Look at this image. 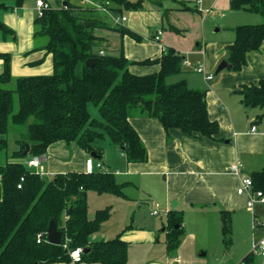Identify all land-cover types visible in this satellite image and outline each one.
Wrapping results in <instances>:
<instances>
[{
  "label": "trees",
  "instance_id": "obj_1",
  "mask_svg": "<svg viewBox=\"0 0 264 264\" xmlns=\"http://www.w3.org/2000/svg\"><path fill=\"white\" fill-rule=\"evenodd\" d=\"M23 2L13 0L8 5L0 0V9H13ZM100 2L120 13L136 9L142 0ZM182 8L195 10L186 3ZM230 8L264 18V0H230ZM34 27L33 36L46 39L40 49L51 54L52 72L13 77L10 54L0 52V151H7L6 136L12 127L16 129L30 117L33 121L27 124V138L15 139L16 149L11 153L14 158L41 157L50 144L64 141L74 142L100 159L103 146L99 140L107 139L119 147L128 162L144 161L145 146L129 122L135 112L158 119L166 132L178 128L192 137L215 139L219 124L209 118L206 90L189 87L185 79L168 82L182 72L183 57L175 49L166 47L155 59L131 61L121 47L114 53L95 29H113L138 38L135 33L121 25L110 26L95 9L69 2L44 9L35 17ZM0 30L4 39L14 38V31L2 22ZM233 30L234 40L226 46V60L232 70L238 71L246 63V54L264 42V22L239 24ZM99 49L104 55L98 53ZM92 58L95 60L89 67L86 61ZM131 64H158L159 70L137 75L129 70ZM236 92L244 107H259L262 113L258 117H264V79L242 85ZM89 104L97 108L99 118L91 116ZM26 147L28 151L24 152ZM249 176L253 190L264 194V169L251 171ZM123 187L114 173L103 169L44 176L23 161H0V264L67 263L71 260L69 250L75 247L83 250L80 261L127 264V242L121 235L130 225L114 238L92 240L91 236L109 218L110 207L97 209L93 218L87 215L89 191L124 196ZM51 219L61 231L59 244L47 240ZM182 223V211L166 213L167 252L179 246L184 233ZM220 228L227 250L232 244L230 211L221 210ZM253 257L249 252L241 263L251 264Z\"/></svg>",
  "mask_w": 264,
  "mask_h": 264
},
{
  "label": "crops",
  "instance_id": "obj_2",
  "mask_svg": "<svg viewBox=\"0 0 264 264\" xmlns=\"http://www.w3.org/2000/svg\"><path fill=\"white\" fill-rule=\"evenodd\" d=\"M4 1L13 4V0ZM44 1L51 7L69 2L95 9L110 26H115L112 16H125L126 20L120 25L138 38L104 28L95 29V34L105 38L114 53L121 47L124 56L131 61L155 59L166 47L175 49L183 57L182 72L169 80L185 79L189 87L205 89L209 118L219 124V132L212 140L192 137L178 128L166 132L158 119L138 112L131 114L129 122L143 142L147 156L141 162H128L117 145L112 148L106 144H103L105 148L100 159L92 156L101 161L103 170L112 172L110 167L113 169L117 182L124 183L125 195L87 193L89 218H93L97 209L107 205L111 208L109 218L91 239L114 238L130 225L121 235L127 242V264H198L197 251L207 253L211 245L222 243L221 210L231 212L234 229L237 226L249 231L250 218L253 226L254 218L246 206V195L238 194L236 190L242 177L264 169V123L258 125L259 114L250 122L249 116L245 118L238 114V108L243 104L236 90L264 79V42L259 49L246 54V63L240 70L225 67L217 71L222 61L227 62L226 46L233 42V29L244 18L238 13L241 10H232L230 0H142L136 9H123L120 13L105 8L100 0H54L55 6H52V0ZM35 2L24 0L13 9H0V22L14 31L13 39H4L0 30V52L10 54L13 77L52 72V56L40 49L43 43L38 49L32 45L34 19L38 15ZM184 3L195 10L183 9ZM249 19L261 22L259 17ZM158 30L161 34L157 41L153 37ZM17 41L22 43L20 47L14 43ZM2 65L0 59V71ZM198 66L203 67L204 74L196 72ZM129 70L146 75L158 71L159 65L131 64ZM208 73L213 76L206 80ZM252 125H255V131H251ZM14 149L8 145L7 151H0V161H24L11 156ZM88 156L91 155L74 142L56 141L41 156L40 169L44 176L83 172ZM234 164L239 167L238 174L230 171ZM91 200L97 203L93 216L89 211ZM138 207L142 209L139 220L135 218ZM155 209L158 214H151ZM171 210L183 212L184 233L176 250L167 252L162 233L166 234V213ZM246 212L250 214L247 222ZM255 257H261V264H264V257L258 255H254L251 264ZM227 263L235 264V258ZM51 264L98 263L71 259L67 263Z\"/></svg>",
  "mask_w": 264,
  "mask_h": 264
},
{
  "label": "rangeland",
  "instance_id": "obj_3",
  "mask_svg": "<svg viewBox=\"0 0 264 264\" xmlns=\"http://www.w3.org/2000/svg\"><path fill=\"white\" fill-rule=\"evenodd\" d=\"M55 1L52 0L51 4L52 6H55ZM239 15H241L244 18H241L238 24H254L256 22H253L252 20H250L249 18L251 16L253 17H259L261 19V22H264V18L261 17L259 14L256 13H252V12H248V11H244L241 10L238 12ZM250 20V21H249ZM260 23V22H258ZM10 39V38H9ZM18 39V38H17ZM46 41L44 36H38L35 38V40L33 41L32 45L33 47H38L40 46L42 43H44ZM16 44V46L20 47L22 45V43H20L19 41L14 42ZM172 80V79H170ZM168 79V82H171ZM9 87H13V84L10 83ZM15 105H17L16 100H15ZM88 111L91 114L92 117H96L99 118V114L97 111V108L92 105L89 104L88 105ZM238 114L241 116H244L246 118V116L249 118L248 122H250V120H252V118H255V116L257 114H261V109L259 107H244L243 105L239 106L238 108ZM33 118L30 117L27 122L23 125H19L18 127L13 128L10 130V132L7 134L6 138L8 139V145L10 149H16V145H15V139H26L27 138V124L32 122ZM264 123V117L261 118V120H258V125ZM99 143L104 146L103 144L107 145H111L110 147H115L113 146L114 144H110L108 143L107 139H100ZM105 148V147H103ZM112 148H107V150H110ZM18 160H23L18 158ZM105 170V169H104ZM110 170L112 172L113 169L110 167ZM117 178H119V176H116ZM91 193V192H90ZM93 195H97V194H93ZM96 201L91 200L90 202V207H89V211L91 216H93V208H96L95 206ZM105 206V205H104ZM108 206V205H107ZM140 209V210H139ZM118 210V209H117ZM139 210V211H137ZM141 208H137L136 212H135V218L137 220L140 212H141ZM110 212H111V208H110ZM254 212L257 214V220L258 221H263L264 222V203H260V202H256V204L254 205ZM137 213V215H136ZM243 215V214H242ZM250 214L246 212V217L245 220L246 222L248 221V216ZM116 217V215L114 214V218ZM157 219H159L157 217ZM242 221V220H241ZM232 244H231V249L227 254H224L225 249L223 248L222 243L219 242V244L217 246L215 245H211V247L208 249L207 253H205L204 250H200L197 251V256L199 257L200 262L198 264H229L227 263L229 260H232V258H235V264H239V261L242 259V257L247 254L249 251H251V247H252V238H254L253 240H257L262 236V230L261 228H257L254 227L252 224V220L250 218V228L249 231L246 228H237V226L232 227ZM165 234L162 233V239H164ZM201 253H204V255H201ZM218 261H217V260ZM261 257H255L254 259V264H261Z\"/></svg>",
  "mask_w": 264,
  "mask_h": 264
},
{
  "label": "built area",
  "instance_id": "obj_4",
  "mask_svg": "<svg viewBox=\"0 0 264 264\" xmlns=\"http://www.w3.org/2000/svg\"><path fill=\"white\" fill-rule=\"evenodd\" d=\"M35 6L37 8L38 15H41L42 11L44 9H48L50 7V5L47 2H45L44 0H36ZM111 19L115 25H120L123 21L126 20V17L125 16H112ZM160 34H161V31L158 30L153 37L154 40L158 41L160 38ZM98 53L100 55H104L103 50H99ZM195 70L198 73L204 74V69L202 66L196 67ZM212 76H213L212 73H208L205 75V79L209 80L212 78ZM255 130H256L255 125H252L251 131H255ZM40 161H41V157L33 156L31 158H26L23 162L25 163V165L27 167L34 169L36 172H38L40 174H44L40 169ZM101 169H103V164L101 163V161L95 159L92 156H88L85 159V167H84L85 172L89 173V172H93V171H97V170H101ZM230 171L238 174L239 173L238 165H236V164L232 165L230 167ZM20 180H23V177H21ZM17 187L20 188L21 184L19 183L17 185ZM236 192L238 194H241V195L242 194L246 195V197H247L246 206L252 212V215L254 218V227H260L262 230V236L259 239L254 240L252 242L251 252L254 255L264 257V222L262 220L258 221L256 219L254 212H253V206L256 202L264 203V194L259 190H253L252 180H251L250 176H245V177L241 178L240 185L237 188ZM151 214L156 215V214H158V211L155 209L151 212ZM37 241L39 242V239ZM66 245L67 244H64V246H66ZM82 251L83 250L81 247L72 248L69 250V256L72 260L79 262L81 259Z\"/></svg>",
  "mask_w": 264,
  "mask_h": 264
},
{
  "label": "water",
  "instance_id": "obj_5",
  "mask_svg": "<svg viewBox=\"0 0 264 264\" xmlns=\"http://www.w3.org/2000/svg\"><path fill=\"white\" fill-rule=\"evenodd\" d=\"M94 60H95L94 58L88 59L86 61V65L89 66V67L93 66ZM225 67L226 68H230V64L228 62H226V61H222L219 64V66L217 67V71H219V70H221V69H223ZM27 151H28V147H26L24 152H27ZM91 156H94L93 153H91ZM46 234H47L48 242H50L52 244H59L60 243L61 231L57 229L53 219H51L50 222H49V226L47 228Z\"/></svg>",
  "mask_w": 264,
  "mask_h": 264
}]
</instances>
